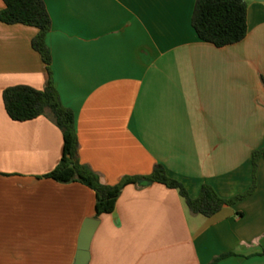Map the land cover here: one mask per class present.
Returning a JSON list of instances; mask_svg holds the SVG:
<instances>
[{
    "label": "crops",
    "instance_id": "0c3cea01",
    "mask_svg": "<svg viewBox=\"0 0 264 264\" xmlns=\"http://www.w3.org/2000/svg\"><path fill=\"white\" fill-rule=\"evenodd\" d=\"M62 103L75 116L80 161L106 185L163 164L192 198L204 184L231 198L253 183L264 148V3L249 0L248 34L217 47L195 31L197 0H43ZM5 3L0 0V11ZM38 29L0 21V264H74L85 221L100 224L88 264H264V158L253 194L212 217L178 190L127 185L96 218L93 190L45 177L64 153L49 116L16 121L10 87L43 90Z\"/></svg>",
    "mask_w": 264,
    "mask_h": 264
},
{
    "label": "trees",
    "instance_id": "16d2710c",
    "mask_svg": "<svg viewBox=\"0 0 264 264\" xmlns=\"http://www.w3.org/2000/svg\"><path fill=\"white\" fill-rule=\"evenodd\" d=\"M5 8L0 11V21L5 24H23L38 29L32 46L46 64L48 80L43 90L29 86L10 87L4 91L6 112L16 121H26L45 115L51 117L64 136V153L58 166L45 177L61 183L78 182L94 191L96 197V218L115 211L116 203L123 189L136 184L141 179L164 184L176 189L184 198L193 214L212 217L226 205H234L253 194L256 188L255 174L258 161L264 158V148L256 150L252 156L254 183L252 187L231 198H224L210 184H204L197 198H192L186 186L172 178L163 164H157L148 176L127 177L119 184L106 185L100 176L79 158V141L75 130V116L66 107L53 80L52 55L47 44L48 33L52 29V19L43 0H3ZM249 0H197L192 24L200 39L217 47H225L246 38L248 34ZM231 254L217 257V264Z\"/></svg>",
    "mask_w": 264,
    "mask_h": 264
},
{
    "label": "water",
    "instance_id": "95a60500",
    "mask_svg": "<svg viewBox=\"0 0 264 264\" xmlns=\"http://www.w3.org/2000/svg\"><path fill=\"white\" fill-rule=\"evenodd\" d=\"M255 1L264 3V0H255ZM140 183H150V182H145L144 180H142L140 181ZM99 224L100 221L94 218H89L85 221L79 238L78 252L76 254V259L74 264L89 263L91 242L96 230L98 229Z\"/></svg>",
    "mask_w": 264,
    "mask_h": 264
}]
</instances>
